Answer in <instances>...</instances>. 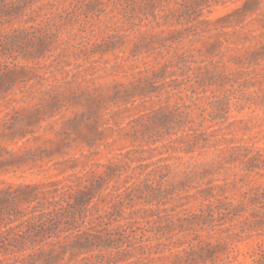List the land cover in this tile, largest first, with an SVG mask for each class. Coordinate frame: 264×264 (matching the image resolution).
<instances>
[{"label": "clouds", "instance_id": "obj_1", "mask_svg": "<svg viewBox=\"0 0 264 264\" xmlns=\"http://www.w3.org/2000/svg\"><path fill=\"white\" fill-rule=\"evenodd\" d=\"M0 264H264V0H0Z\"/></svg>", "mask_w": 264, "mask_h": 264}]
</instances>
